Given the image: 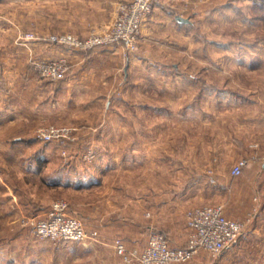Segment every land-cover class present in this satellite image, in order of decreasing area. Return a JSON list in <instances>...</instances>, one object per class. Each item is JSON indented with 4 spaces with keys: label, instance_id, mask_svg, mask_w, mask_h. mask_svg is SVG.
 I'll return each instance as SVG.
<instances>
[{
    "label": "rangeland",
    "instance_id": "obj_1",
    "mask_svg": "<svg viewBox=\"0 0 264 264\" xmlns=\"http://www.w3.org/2000/svg\"><path fill=\"white\" fill-rule=\"evenodd\" d=\"M110 6L102 11L108 17ZM158 6L190 22L177 31L166 27L165 17H153L149 24L154 10L145 23L152 29L148 25L137 49L122 55L121 75L111 86L107 83L103 98L90 102V96L77 100L75 93L60 94L54 107V94H43L36 99L42 109L27 110L28 121L0 119V264H9L11 256L17 264L35 259L36 264H66L64 256L72 247L86 244H62L33 234L32 221L44 219L56 201L66 202L68 214L94 232L106 219L119 222L135 212L131 200L153 193L156 221L170 241L181 245L187 241L190 209L215 204L234 208L220 182H228L239 160H248L242 143L264 139V0H162ZM69 12L57 0L0 2V30L11 33L0 36L1 66L12 85L10 91L0 77V108L10 103L23 113L24 99L34 103L35 90L23 92L26 79L53 87L54 93V80L41 77L36 68L39 61L56 59L50 37L70 33L85 38L101 29L92 25L85 35L54 32V25L64 26L61 19L54 24V17L66 19ZM51 126L70 129L72 140L42 141L39 132ZM73 159L75 167L69 163ZM88 168L103 176V196H87L97 210L84 205L83 193L49 183L53 172L66 184ZM195 187L199 190L193 195ZM186 190L191 194L184 199ZM138 204L135 214L141 223L142 217L147 219L145 202ZM23 229L31 239L18 236ZM128 231L123 229L131 236ZM12 248L17 252H9ZM232 264H264V245L239 252Z\"/></svg>",
    "mask_w": 264,
    "mask_h": 264
},
{
    "label": "crops",
    "instance_id": "obj_2",
    "mask_svg": "<svg viewBox=\"0 0 264 264\" xmlns=\"http://www.w3.org/2000/svg\"><path fill=\"white\" fill-rule=\"evenodd\" d=\"M1 1L2 0H0V2ZM57 1L60 2V4H65L66 6L70 7V17H67L66 19H63L61 17H54V24L58 22L60 23L61 20L64 21V26L54 25V32L58 30H66L76 33L77 35H85L88 32L89 27L92 25H95L94 27L98 26V28L101 29L111 25L112 21L114 20L117 6L120 3L129 2L130 0ZM109 4H111V6ZM101 6L103 7L102 9ZM107 6H110L112 9L110 17L102 12L103 10H106ZM92 7H96L98 9H93ZM154 10V14L150 19L149 24H153V17H165L167 21L166 27L174 31L181 30V28L183 29L181 23L179 24V22L176 21V17L178 16L175 14V12H171L167 8H161L158 5ZM91 13H97L98 16L90 17L89 15H91ZM172 18H174L175 20ZM149 24H145L141 29L142 38L145 36L144 34H146L147 30H149L148 28H150V30L152 29ZM148 25L150 27L147 28ZM5 34L11 33L8 30H0V36H3ZM2 51L3 49L2 47H0V52ZM17 52L19 54L21 52L20 49H18ZM124 53L125 50L123 46H117L113 48H97L84 53L73 51L68 49L67 47H62L54 44V58L67 56L71 61L72 67L68 75L60 81H54V93H51L53 91V87H51L50 89L49 87L41 85V83H39L40 81L34 79H26L25 82H23V92H25L26 89L29 90L33 88L35 90V93L32 94L35 98L34 103L31 104L29 101H26L27 99H24L23 113H16L17 110L10 103L8 105L3 104L0 108V119L12 118L14 116L28 121L31 114H28L27 110L30 111L31 109H34V112L37 113L42 109L43 103L41 102V100H38L37 102L36 99L37 97L41 98V95L43 94H54L51 97L52 99H54L52 100V103L54 101V107L58 102V96L60 94L75 93L76 95H78L77 100H83L81 96H90V100H92L90 102L98 101L99 97L103 98L104 95H106V90L109 87L107 83H109L111 86L112 81L115 83L117 78H119V76L121 75V60ZM1 62L4 61L0 57V77H4L3 80L8 83V89L11 91L12 85H9L10 83L8 81L7 75L8 70L1 66ZM130 65L131 63L129 64V67ZM25 96H29V94H27V91L25 93ZM102 133H106V128L102 131ZM250 139L251 141L249 140L248 143H242L240 145L245 149L244 152L245 155H247L246 157L248 158V164L243 169L242 174L238 177H234L231 174V178L228 180V182H220L221 186L226 188V196L229 199V203H232L234 206V208L225 209V213L228 218H233L234 220L237 219L238 221L240 220L245 223L244 233L241 235L240 240L234 245V247H231V249L226 251V254L224 253L225 255L216 262H214V259H210L207 254H201L192 262L186 264H232L234 263L235 257L239 252L244 250L248 251L249 248H253L257 245H264V238L262 234V231L264 230V139ZM100 148L102 149V147ZM102 160L105 162V158H103ZM76 161L77 159H73L69 161V163L73 167H75L77 165ZM102 163L103 162H101V159L97 161V165L99 166H101ZM92 167H94V165ZM102 178V175L92 173L91 169L88 168V170L84 172L83 176H81V180L76 178V181L77 183H79V185L73 184L76 183L74 178L72 181H68L69 183H61L59 181V175L54 172L50 175L49 183L51 184V187H61L65 185V187L68 189H73L77 192L83 193V195L86 197L84 205L93 208V210H97L99 208L98 204L90 201L87 202V196L94 197L96 194L100 195V192V197L103 196L104 185ZM198 190L199 189H196L193 195L196 194ZM186 191L187 192L185 193V195L182 196L184 199L187 198L189 194H191L188 193V191L191 192V190ZM154 196L155 195L153 193L147 192L145 200L141 198L139 199L137 197L134 200H131V202H133L131 204H134L135 206V212L139 207L138 203L145 202V212L143 213L146 214L147 219L142 217L143 220L141 221V223H139V215L137 216L132 210L129 212L130 214L123 216L119 222L112 218L106 219V221L99 227V230H97L99 233L98 239L90 243L88 242L89 244H80L72 247V250H70V252L67 253L66 256H64L66 258L64 262L66 264H124L121 257L118 256L114 250V239H122L129 249L140 250L147 244L148 234L153 232L155 227H157V229H162L160 231L166 234V232L163 231L164 227L156 221V203H153ZM47 211L44 213L45 215H47ZM160 212L162 213V211ZM13 226H15V228L19 227L18 224H15ZM121 227L123 229H129L130 232H128L132 233L133 235H127L126 232H123V229L119 231V228ZM140 227H144L145 230L143 228L141 229ZM23 230L24 232H22L18 236L25 239H31V234L29 235L28 230ZM143 231L149 232L148 234L143 236ZM166 235L168 236V233ZM170 242L178 244L173 240H171ZM178 245L181 244L179 243ZM185 245H181V247ZM4 249L5 251H7V248L4 247ZM15 251L16 249L12 248L9 252ZM33 254L36 256L35 253ZM38 254L40 255L39 252ZM37 257L39 258V256ZM36 261V259L32 260L31 264H36ZM7 262L9 264L19 263L16 262L15 259H13V256H11Z\"/></svg>",
    "mask_w": 264,
    "mask_h": 264
},
{
    "label": "built area",
    "instance_id": "obj_3",
    "mask_svg": "<svg viewBox=\"0 0 264 264\" xmlns=\"http://www.w3.org/2000/svg\"><path fill=\"white\" fill-rule=\"evenodd\" d=\"M161 2L130 0L119 5L115 19L107 28L95 29L85 38L64 33L49 40L55 45L84 53L117 46H123L126 53H132L137 49L142 27ZM36 68L41 77L60 81L68 75L71 63L67 57L61 56L54 61H39ZM38 137L44 142L72 140L70 129L56 126L43 129ZM247 164V159L239 160L231 169L232 176H240ZM68 210L66 202H54L44 219L32 221L35 236L64 244L97 240L99 233L89 232L81 220L68 214ZM186 222L188 236L183 247H173L168 236L159 231L151 232L147 244L140 250L129 249L122 239H116L113 247L125 264H186L201 254H207L210 259L220 257L245 230L244 222L226 216L223 204L194 207L186 213Z\"/></svg>",
    "mask_w": 264,
    "mask_h": 264
},
{
    "label": "water",
    "instance_id": "obj_4",
    "mask_svg": "<svg viewBox=\"0 0 264 264\" xmlns=\"http://www.w3.org/2000/svg\"><path fill=\"white\" fill-rule=\"evenodd\" d=\"M176 20H177V22H179V23H181V24H187V23L190 22L189 19H186V18H184V17H182V16H178V17H176Z\"/></svg>",
    "mask_w": 264,
    "mask_h": 264
}]
</instances>
